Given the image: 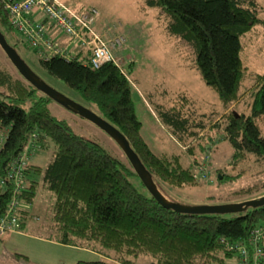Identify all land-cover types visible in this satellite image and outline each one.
<instances>
[{
    "label": "trees",
    "instance_id": "1",
    "mask_svg": "<svg viewBox=\"0 0 264 264\" xmlns=\"http://www.w3.org/2000/svg\"><path fill=\"white\" fill-rule=\"evenodd\" d=\"M145 4L168 17L170 34L192 45L197 69L223 104L240 100L247 91V76L257 78V85L250 88V111L228 112L225 131L234 147L229 164H238L248 153L264 157V134L258 121L264 122V73L250 72L241 57V36L264 23L259 16V0H145ZM0 29L19 53V47H30L9 22L1 0ZM32 49L49 73L95 103L100 115L127 136L169 198V186L193 182L190 166L184 165L178 155L156 152L142 134L133 98V59L124 67L114 61L94 67L92 50L87 46L79 47L73 58L47 56V50ZM14 67L18 75L0 65V127H9L0 147V175L30 143L40 149L53 145L54 152L45 167L26 165L27 183L22 191L15 192L12 183L0 184V216L16 196L11 216L17 219V228L24 229L33 217L25 205L34 202L38 187L32 174L42 172L45 186L55 194L47 237L92 248L103 255L75 264H109L106 250L110 249L123 255L149 253L153 256L150 264H238L242 254L239 245H245L248 258L253 256L251 231L257 225L264 226V204L230 215L186 213L165 207L147 189L125 152L123 159L98 141L75 132L65 119L52 114L50 102L54 99ZM183 108L182 102L169 107L155 105L171 133L191 146L188 137L199 135L201 128L189 127L190 119ZM218 172L224 177L230 175ZM124 260L133 263L129 256Z\"/></svg>",
    "mask_w": 264,
    "mask_h": 264
},
{
    "label": "rangeland",
    "instance_id": "2",
    "mask_svg": "<svg viewBox=\"0 0 264 264\" xmlns=\"http://www.w3.org/2000/svg\"><path fill=\"white\" fill-rule=\"evenodd\" d=\"M75 9L97 6L100 9L99 30L119 31L126 41L116 58L123 67L130 59L134 61L131 73L135 90L133 98L136 112L142 121V134L158 153L178 155L182 163L197 171L204 163L205 170L192 183L169 186V196L186 204L237 202L264 195V157L248 153L238 164H229L234 147L225 131L226 114L250 111L252 96L250 88L257 85V78L250 74L245 79L247 91L240 100L223 104L215 89L205 83L195 64V50L187 41L167 30L168 17L151 8L145 0H65ZM259 16L264 18V0H259ZM103 21L106 25L102 27ZM114 25L118 29L114 28ZM241 57L252 73H264V23L256 24L251 31L241 36ZM20 53L31 68L49 84L100 114L98 106L86 101L79 91L63 79L52 75L42 66L39 55L32 47H19ZM0 65L17 72L11 60L0 46ZM0 90L3 88L0 87ZM182 102L184 112L190 119L189 127L199 129V135L188 137L189 145L179 141L159 118L155 105L169 107ZM52 114L65 119L73 130L101 143L109 152L126 159L116 140L92 120L73 111L56 100L50 102ZM264 134V122L259 119ZM203 124V125H199ZM202 126V127H200ZM9 127H0V147ZM203 146L205 149H203ZM54 146L40 149L30 143L23 151L29 163L45 167L53 157ZM218 168H221L218 170ZM225 171L230 175L221 174ZM38 181L33 203L25 206L32 210L24 229L14 224L0 232V264H75L78 260H92L103 255L92 248L61 243L47 237L51 222L55 194L43 181L42 172L32 174ZM225 214H229L227 212ZM35 216V217H34ZM109 264H150L153 256L140 253L137 256L123 255L113 249L106 250ZM232 260V259H231ZM233 261V260H232ZM230 262V260H229Z\"/></svg>",
    "mask_w": 264,
    "mask_h": 264
},
{
    "label": "built area",
    "instance_id": "3",
    "mask_svg": "<svg viewBox=\"0 0 264 264\" xmlns=\"http://www.w3.org/2000/svg\"><path fill=\"white\" fill-rule=\"evenodd\" d=\"M8 13V20L25 39L28 46L47 50V56L60 54L66 58L77 55L79 47L87 46L92 50L91 64L100 67L104 62H118L115 51L122 48L125 35L119 31L99 30L100 9L88 6L75 9L65 0H1ZM115 29H118L114 25ZM64 36L67 39H64ZM28 160L23 152L14 158L4 175H0V184L12 183L15 192L22 191L27 183L26 165ZM194 176L205 170L204 163L198 164ZM15 196L7 209L0 216V232H5L17 219L11 216L17 205ZM253 256L248 258L245 245H239L242 251L238 264H264V226L257 225L251 231ZM244 252V254H243Z\"/></svg>",
    "mask_w": 264,
    "mask_h": 264
},
{
    "label": "water",
    "instance_id": "4",
    "mask_svg": "<svg viewBox=\"0 0 264 264\" xmlns=\"http://www.w3.org/2000/svg\"><path fill=\"white\" fill-rule=\"evenodd\" d=\"M0 45L5 50L8 57L17 67L20 73L28 79L38 89L45 92L48 96L61 103L65 107L78 112L82 116L92 120L109 133L125 152L141 180L152 193V195L165 207L173 208L175 210L186 213H227L242 211L248 206H258L264 204V195L258 198L245 199L237 202H223V203H203V204H186L181 201L169 198L159 187L155 181L151 171L142 161L139 154L132 147L127 136L113 123L104 118L99 113L93 111L88 106L75 101L62 91L58 90L39 74H37L28 62L21 56L17 49L8 42L5 34L0 29ZM236 114H238L236 112ZM221 177V174H219Z\"/></svg>",
    "mask_w": 264,
    "mask_h": 264
},
{
    "label": "crops",
    "instance_id": "5",
    "mask_svg": "<svg viewBox=\"0 0 264 264\" xmlns=\"http://www.w3.org/2000/svg\"><path fill=\"white\" fill-rule=\"evenodd\" d=\"M104 23H105V24H104ZM103 24H104V25H103L102 27H104V26L107 24L106 21H103ZM105 30H106V29H105ZM64 39H67V37L64 36ZM55 241H56V240H55Z\"/></svg>",
    "mask_w": 264,
    "mask_h": 264
}]
</instances>
